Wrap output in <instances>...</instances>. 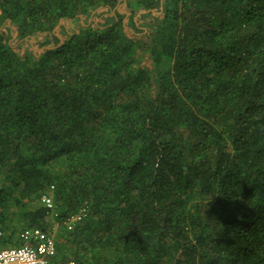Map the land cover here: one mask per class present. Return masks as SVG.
Wrapping results in <instances>:
<instances>
[{"label":"trees","instance_id":"trees-1","mask_svg":"<svg viewBox=\"0 0 264 264\" xmlns=\"http://www.w3.org/2000/svg\"><path fill=\"white\" fill-rule=\"evenodd\" d=\"M83 208L50 264H264V0H0V250Z\"/></svg>","mask_w":264,"mask_h":264},{"label":"built area","instance_id":"built-area-1","mask_svg":"<svg viewBox=\"0 0 264 264\" xmlns=\"http://www.w3.org/2000/svg\"><path fill=\"white\" fill-rule=\"evenodd\" d=\"M54 186L42 197L43 203L49 207L54 206L53 196ZM87 212L86 208L71 214L61 223L53 221V228L47 230L40 227L27 228L22 230L18 238L22 241L21 245H11L0 250V264H50L51 259L57 253L56 232L60 226H65L72 230L83 220ZM3 235L0 230V237ZM69 264H74L70 262Z\"/></svg>","mask_w":264,"mask_h":264},{"label":"rangeland","instance_id":"rangeland-1","mask_svg":"<svg viewBox=\"0 0 264 264\" xmlns=\"http://www.w3.org/2000/svg\"><path fill=\"white\" fill-rule=\"evenodd\" d=\"M120 7H121V6H120ZM93 17H94V14H93V16H91L90 20L98 21V19H97L96 17H94V18H93ZM2 26H3V25H2ZM66 26L68 27V30H69L70 33H71V32H73V30H75V29L77 30L78 28H80V23H78V22L72 20V21L66 23ZM11 40L13 41L14 38H12ZM15 46L18 48L19 52H22V53H23L26 49L28 50V49H30V48H33V51H36V50H37L36 43H34V44H33V43H30V42L24 43L23 40H18V41L16 42ZM24 46H25V48H24ZM26 47H28V48H26ZM31 50H32V49H31ZM54 219H55V217L53 216V217L51 218V222H53ZM51 228H53V225H52V224H51ZM61 228H62V226H60V227L58 228L56 234L59 233V231L61 230ZM2 236H3V235H2ZM2 236H1V237H2ZM56 236H57V235H56ZM7 247H8V246H7Z\"/></svg>","mask_w":264,"mask_h":264}]
</instances>
